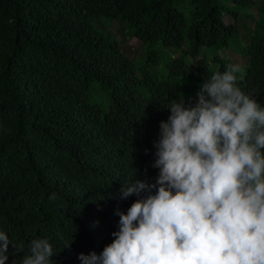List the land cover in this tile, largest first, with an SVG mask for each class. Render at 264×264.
Masks as SVG:
<instances>
[{
  "label": "trees",
  "instance_id": "16d2710c",
  "mask_svg": "<svg viewBox=\"0 0 264 264\" xmlns=\"http://www.w3.org/2000/svg\"><path fill=\"white\" fill-rule=\"evenodd\" d=\"M230 49L238 86L264 108V0H0L6 264H22L33 239L49 240V264L101 254L117 213L149 195L122 189L159 177L168 106H194L211 75L235 65L220 54Z\"/></svg>",
  "mask_w": 264,
  "mask_h": 264
},
{
  "label": "clouds",
  "instance_id": "9594fccd",
  "mask_svg": "<svg viewBox=\"0 0 264 264\" xmlns=\"http://www.w3.org/2000/svg\"><path fill=\"white\" fill-rule=\"evenodd\" d=\"M239 72L213 73L194 106L170 103L156 183L122 189L125 198L149 195L117 213L116 238L99 255L80 254L83 264H264V108L238 86ZM9 245L0 232V264ZM29 247L22 264H49L48 239Z\"/></svg>",
  "mask_w": 264,
  "mask_h": 264
},
{
  "label": "rangeland",
  "instance_id": "374dc122",
  "mask_svg": "<svg viewBox=\"0 0 264 264\" xmlns=\"http://www.w3.org/2000/svg\"><path fill=\"white\" fill-rule=\"evenodd\" d=\"M243 23H244V21L242 20L241 25H240L242 27L241 28V32L242 33L244 32V29L243 28L245 27V24H243ZM252 25H253V23L248 21V26L250 28H252ZM130 45H131V43H126L125 44V50H127V54H129L132 57L138 56V54L136 53L137 46L130 47ZM231 50L232 49H230L229 51H226V52H222L221 51L220 54H221V56L223 58H226V59L230 60L235 65H237V66L240 65L241 64V61H242V59H240V55L237 54L235 51H231ZM204 52H206V51H204ZM207 56H208V58H212V55L210 53H207Z\"/></svg>",
  "mask_w": 264,
  "mask_h": 264
}]
</instances>
